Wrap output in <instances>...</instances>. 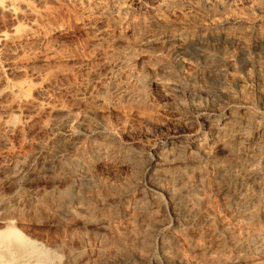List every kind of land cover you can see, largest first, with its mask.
Listing matches in <instances>:
<instances>
[{
	"label": "rangeland",
	"instance_id": "1",
	"mask_svg": "<svg viewBox=\"0 0 264 264\" xmlns=\"http://www.w3.org/2000/svg\"><path fill=\"white\" fill-rule=\"evenodd\" d=\"M3 1H12L9 4L15 9L12 16L0 11V34L20 31L26 43L14 44L21 48L0 44V120L22 124L21 134L8 136L5 145L0 140V204L5 202L13 208L11 216L17 230L49 252L54 262L51 264H120L124 260L125 264L259 263L250 251L243 254L236 250L233 240L260 234L264 222L245 223L247 216L237 214L231 205L233 192L246 186V180L234 173L241 165L248 167L255 179L247 186L248 193L260 198L264 206V149H260L262 155H255L258 145H251L254 150L246 143L236 148L223 142L222 146L208 145L207 158L192 171L177 166L169 169L171 179L161 182L162 189L176 193L188 187L193 191L181 204L172 205L163 193L153 195L141 207L135 203L140 194L134 185L150 161L148 157L159 146L171 139L183 141L197 136L208 120L227 114L239 119L245 114L251 122L264 126V45L246 53L220 41L195 40V36L207 35L212 22L236 16L249 32L264 34V0H136L124 7L120 0ZM152 18L162 20V25L149 26ZM177 24L182 25L180 31ZM53 29L58 32L49 35ZM179 32L187 37L183 50L169 44L162 48L154 45L147 57H134L143 49L145 38H166ZM169 82L175 88L158 87ZM14 93L18 95L13 103L9 95ZM96 96L102 101L93 108L88 106ZM26 100L40 108L61 105L74 111L65 116L40 114L28 118L23 106ZM12 105L15 108L11 109ZM65 121L80 134L64 150L63 158L70 156L88 165L96 160L90 158L91 149L115 144L117 154L103 157L89 186L74 189L73 195L82 200V211L72 209L76 215L62 216L56 208L69 197L67 190L73 183L65 175L73 163L64 161L61 154L49 156L47 149L62 140L64 130L60 127ZM81 121L85 129L88 127L86 134L75 129ZM112 136L118 137L115 143L110 140ZM40 142L44 144L42 151L35 148ZM122 153L129 156L128 166L121 162ZM180 172L182 177H178ZM150 187L147 185L151 192ZM204 211L211 221L202 218ZM170 235L176 241L173 245L167 242ZM138 256H145L142 263ZM241 256L245 262L239 260Z\"/></svg>",
	"mask_w": 264,
	"mask_h": 264
},
{
	"label": "bare ground",
	"instance_id": "2",
	"mask_svg": "<svg viewBox=\"0 0 264 264\" xmlns=\"http://www.w3.org/2000/svg\"><path fill=\"white\" fill-rule=\"evenodd\" d=\"M7 1V0H6ZM9 1V0H8ZM7 1V2H8ZM79 1V0H78ZM117 1V0H116ZM136 0H120V4L122 7L124 6H128V5H132ZM175 1V0H174ZM261 1V0H260ZM12 1H9V3ZM98 2V1H97ZM141 2V1H140ZM6 3L3 0H0V11L3 12H7L10 14V16L13 15L14 12V5L13 8L11 7L10 4L12 3ZM263 4V3H262ZM146 6V5H145ZM264 6V5H263ZM130 7V6H129ZM128 7V9H129ZM165 7V6H164ZM170 8V7H169ZM125 9V8H124ZM37 10V9H36ZM119 10V9H118ZM16 11V10H15ZM141 11V10H140ZM263 11V10H262ZM124 12V11H123ZM175 12V11H174ZM31 13V12H30ZM225 13V12H224ZM1 14V13H0ZM5 14V13H4ZM42 14V13H41ZM240 14V13H239ZM8 15V14H7ZM15 15V14H14ZM39 15V14H38ZM189 15V14H188ZM214 15V14H213ZM216 15V14H215ZM232 15V14H231ZM44 16V15H43ZM48 16V15H47ZM107 16V15H106ZM119 16V15H118ZM159 16V15H158ZM239 16V15H238ZM155 17V16H154ZM193 17V16H192ZM228 17V16H227ZM34 18V16L32 17ZM36 18V17H35ZM216 19V18H215ZM35 20V19H34ZM143 20V19H141ZM151 20V19H150ZM214 20V19H213ZM225 20V19H223ZM162 21V20H161ZM161 21L158 19H153L152 21L149 22V26L150 25H158L161 24ZM217 21V19H216ZM36 22V21H35ZM182 22V21H181ZM193 22V21H192ZM142 23V22H141ZM194 23V22H193ZM164 24V23H163ZM143 25V24H142ZM146 25H148L146 23ZM162 25V24H161ZM182 25L177 24V29H182L181 27ZM207 26V25H206ZM93 27V26H92ZM146 27V26H145ZM148 27V26H147ZM166 27V26H165ZM173 27V26H172ZM181 27V28H180ZM143 28V27H142ZM157 28V26H156ZM249 28V27H248ZM244 23L242 22V20L240 18L236 17H228L224 22H212L211 27H209L208 29V33L207 35H202V36H195V40L198 42H204V41H211V42H223L226 43L230 46H234V47H238L239 49H241L243 52L249 51V49L254 48L258 45H264V34L259 33V34H253L251 32H249L248 29ZM124 29V28H123ZM144 30V29H143ZM121 31V30H120ZM2 32V31H1ZM7 32V31H6ZM56 32H58L57 30H51L49 32V35H53ZM146 32V31H145ZM150 32V31H149ZM8 33V32H7ZM7 33H3L0 34V44L1 47H9V45H14V44H20V45H24L25 41L22 42V37H24L23 35H19V32H13V34L8 35ZM184 33V32H183ZM183 33H178L176 35H171L169 37H164V38H158V37H152L151 39H146L144 40V44H143V49H140L138 51H136L134 53V57L136 56H146L147 57V51L148 49H150L152 46L157 45L160 46L161 48L164 47L166 44L172 45L175 50L181 51L184 48L185 45V41L186 38ZM137 33H135L136 35ZM85 35V34H84ZM143 35V34H142ZM194 35V34H193ZM149 36V35H148ZM39 37V36H38ZM102 37V36H101ZM137 37V36H136ZM141 37V36H140ZM113 38V37H112ZM29 39V38H28ZM25 40V39H24ZM39 40V38H38ZM192 40V39H191ZM27 41V40H26ZM32 41V40H31ZM28 42V41H27ZM34 42V41H33ZM140 42V41H139ZM29 43V42H28ZM193 43V41H192ZM205 43V42H204ZM26 44V43H25ZM42 44V43H41ZM14 46H18L19 45H14ZM26 46V45H25ZM29 46V45H28ZM171 46V47H172ZM188 46V45H187ZM7 47V48H8ZM15 47V48H16ZM69 47V46H68ZM155 47V46H154ZM34 48V47H33ZM132 48V47H131ZM4 49V48H3ZM138 49V48H137ZM260 49V48H259ZM29 50V49H28ZM152 50V49H151ZM6 51V50H5ZM21 51V50H20ZM186 51V50H185ZM235 51V50H234ZM3 52V51H2ZM25 52V51H23ZM179 54V53H178ZM66 55V54H65ZM208 55V54H207ZM34 57H36L35 55H33ZM59 56V55H58ZM77 56V55H76ZM2 57V56H1ZM27 57V56H26ZM32 57V56H31ZM51 57V56H50ZM43 58V57H42ZM41 58V59H42ZM45 58V57H44ZM79 58V57H78ZM9 59V58H8ZM14 59V57H13ZM16 59V57H15ZM28 59V58H27ZM34 59V58H33ZM37 59V58H36ZM46 59V58H45ZM75 59V58H74ZM148 59V58H147ZM20 60V59H19ZM23 60V59H22ZM29 60V59H28ZM68 60V59H67ZM81 59H78V61H80ZM86 60V59H85ZM202 60V59H201ZM24 61V60H23ZM25 61H27L25 59ZM47 61V60H45ZM82 61V60H81ZM80 61V62H81ZM87 61V60H86ZM146 61V60H144ZM29 62V61H28ZM31 62V61H30ZM36 62V61H35ZM48 62V61H47ZM16 63V62H15ZM24 63V62H23ZM22 63V64H23ZM34 63V62H33ZM45 64L48 65V63L44 62ZM53 63V62H51ZM70 63V62H68ZM249 63V62H248ZM57 64V63H56ZM81 64V63H80ZM82 64H84L82 62ZM87 64V62L85 63ZM17 65V64H16ZM20 65V64H19ZM30 65V64H29ZM116 65V64H115ZM18 66V65H17ZM21 66V65H20ZM62 66V65H61ZM11 67V66H10ZM26 67V66H25ZM28 67V64H27ZM126 67V66H125ZM124 67V68H125ZM16 68V67H15ZM169 68V67H168ZM109 69V68H108ZM120 70V69H119ZM140 70V69H139ZM34 72V71H33ZM31 72V73H33ZM36 72V71H35ZM138 72V70H137ZM20 73V72H19ZM17 73V74H19ZM135 73V72H134ZM14 74V73H13ZM16 74V75H17ZM24 74V73H23ZM55 74V73H54ZM137 74V73H136ZM135 74V75H136ZM1 75V74H0ZM15 75V74H14ZM36 75V74H35ZM142 75V74H141ZM140 75V76H141ZM139 76V75H138ZM147 76H149L147 74ZM186 76V75H185ZM23 77V76H22ZM65 77V76H64ZM69 77V76H68ZM19 78V77H18ZM134 78V77H133ZM47 79V77H46ZM137 79V78H136ZM140 79V78H139ZM143 79V78H141ZM63 80V79H62ZM131 80V79H130ZM144 80V79H143ZM143 80H138L137 82H139V85L143 84ZM120 81V80H119ZM183 82V81H182ZM50 83V82H49ZM167 83V82H166ZM4 84V83H2ZM7 84V83H5ZM4 84V85H5ZM117 84V83H116ZM182 84V83H181ZM184 84V83H183ZM138 85V83H137ZM138 85V86H139ZM177 85V84H176ZM3 86V85H2ZM19 86V85H18ZM25 85H22V87ZM49 86V85H47ZM132 86V85H131ZM158 86V85H157ZM26 87V86H25ZM116 89L118 90L117 86H115ZM135 87V86H133ZM145 87V86H144ZM161 89H170V88H175L173 85H170V82L168 84L165 85H160L158 86ZM17 88V86H16ZM20 88V87H19ZM140 88V87H139ZM142 88V87H141ZM124 89V88H123ZM14 90V89H13ZM18 90V88H17ZM27 90V89H26ZM29 90V88H28ZM31 90V88H30ZM45 90V89H44ZM47 90V89H46ZM103 90V89H102ZM23 91V90H22ZM140 91V90H139ZM11 92V90H10ZM15 92V91H14ZM21 92V91H20ZM25 92V90L23 91ZM28 92V91H27ZM30 92V91H29ZM28 92V94H29ZM104 92V90H103ZM123 92H125L123 90ZM127 92V90H126ZM137 92V91H136ZM145 92V91H143ZM9 93V91H8ZM17 93V91H16ZM19 93V92H18ZM94 93V92H93ZM118 93V92H117ZM27 94V95H28ZM127 94V93H125ZM133 94V93H132ZM144 94V93H143ZM191 94V93H190ZM14 94L9 95V99H12V102H15L16 98V94L14 97ZM103 95V94H102ZM101 95V97H102ZM130 95V94H129ZM7 96V94H6ZM21 96V95H20ZM19 96V97H20ZM44 96V95H43ZM122 96V95H121ZM18 97V96H17ZM28 97V96H27ZM26 97V98H27ZM97 97V96H96ZM120 97V96H119ZM123 97V96H122ZM125 97V96H124ZM147 97V96H146ZM164 97V96H163ZM179 97V96H178ZM7 98V97H6ZM5 98V99H6ZM30 98V95H29ZM28 98V99H29ZM33 98V97H32ZM94 98V97H93ZM138 98V97H137ZM136 98V99H137ZM10 99V101H11ZM25 99V97L23 98V100ZM31 99V98H30ZM91 99V98H90ZM103 99V98H101ZM139 99V98H138ZM145 99V98H144ZM20 100V99H19ZM51 100V99H50ZM110 100V99H109ZM9 101V100H8ZM30 101V100H29ZM29 101H24L23 106L26 107V116H28V118H32L34 117V115H40V114H44L46 115H61V116H65L69 113L72 112L73 109L69 108H65V106L61 107V105L58 107H45V108H40L38 106H34L32 105L31 102ZM54 101V100H53ZM102 101V100H101ZM100 98L97 97V99H95V101L92 104H88V106H92V108L94 107L93 105L100 103ZM112 101V100H111ZM142 101V100H140ZM7 102V101H6ZM17 102V101H16ZM20 102V101H19ZM23 102V101H22ZM21 102V103H22ZM33 102V100H32ZM139 102V101H138ZM3 103V102H2ZM20 103V104H21ZM50 103V102H49ZM72 103V102H71ZM103 103V102H102ZM101 103V104H102ZM128 103V102H127ZM133 103V102H132ZM135 103V102H134ZM137 103V102H136ZM140 103V102H139ZM142 103V102H141ZM144 103V102H143ZM5 104V103H4ZM17 104V103H16ZM38 104V103H37ZM100 104V105H101ZM104 104V103H103ZM106 104V103H105ZM104 104V105H105ZM146 104V103H145ZM15 105V104H14ZM30 105L32 107H30ZM40 105V104H39ZM69 105V104H68ZM74 105V104H73ZM84 105V104H83ZM99 105V106H100ZM7 106V105H6ZM10 106V103H9ZM29 106V108H28ZM155 106V105H154ZM2 107V106H1ZM13 107L15 108V106H11V109H13ZM17 107V106H16ZM67 107V106H66ZM75 107V106H74ZM141 107V106H140ZM156 107V106H155ZM10 108V107H9ZM28 108V109H27ZM96 108V107H95ZM129 108V107H128ZM148 108V107H147ZM151 108V107H150ZM158 108V107H157ZM198 108V107H197ZM5 110V108H3ZM19 109V106H18ZM71 109V110H70ZM90 109V108H89ZM142 109V108H141ZM145 109V108H143ZM149 109V108H148ZM146 109V110H148ZM153 109V108H152ZM151 109V110H152ZM177 109V108H176ZM3 110V111H4ZM10 110V109H9ZM76 110V108H75ZM88 110V109H86ZM91 110V109H90ZM95 110V109H93ZM262 110V109H261ZM11 111V110H10ZM17 111V110H16ZM74 111V110H73ZM89 111V110H88ZM87 111V112H88ZM222 111V110H221ZM229 111V110H228ZM264 111V110H263ZM5 112V111H4ZM160 112V111H159ZM188 112V111H187ZM3 113V112H2ZM9 113V112H8ZM224 113V112H223ZM94 114V113H93ZM180 114V113H179ZM88 115V114H87ZM127 115V114H126ZM138 115V114H137ZM144 115V114H143ZM193 115V114H192ZM249 115V114H248ZM73 116V115H72ZM95 116V115H94ZM128 116V115H127ZM15 117V116H13ZM89 117V116H88ZM64 118V117H63ZM69 118V117H68ZM92 118V117H91ZM135 118V117H134ZM25 119V118H24ZM38 119V118H37ZM76 119V118H75ZM74 119V120H75ZM140 119V118H139ZM158 119V118H157ZM1 121V120H0ZM13 121V120H12ZM0 122V140L1 143L3 145L6 144V141L8 136L13 135L15 133H20L21 131V125L18 124V122ZM100 122V121H99ZM130 122V121H129ZM139 122V121H138ZM142 122V121H141ZM258 122V121H257ZM62 123V122H60ZM73 123V122H72ZM89 123V122H88ZM121 123V122H120ZM98 124V123H97ZM104 124V123H103ZM153 124V123H152ZM46 125V124H45ZM57 125V124H56ZM26 126V125H25ZM55 126V125H54ZM75 126V125H74ZM99 126V125H98ZM123 126V125H122ZM47 127V126H45ZM100 127V126H99ZM183 127V126H182ZM51 128V127H49ZM64 130V134H63V138L61 141L58 142L57 145H52L53 147H49L47 149V153L48 155H53V157L55 155H59L61 154V157L64 161H67L68 163H73L72 168H70L67 172L65 177L68 179H70L73 183V185L71 187H69L68 191V199H64V201L62 203H59L57 205L56 211L58 214L60 215H68V214H73L76 215V213H74L75 211H72V209H76V210H80L82 211L80 208L82 206V200L79 197H75L74 194V189L78 186L81 187L82 185L85 187L89 186V184H91V182L94 181V179L96 178V166L101 164V160L103 159V157L105 156H115L116 153V149L114 148L116 146H112L106 149H100V148H95L90 150V158H95V161L90 162L88 165H85L82 162L79 161H73V158L69 157H65L66 155H64L63 158V153L64 150L73 143V140L75 141V139L77 140V138H79V134L75 131H73L74 128L71 127L70 122L65 121L63 123V125H61V127ZM88 128V127H87ZM86 128V129H87ZM119 128V127H118ZM189 128V127H188ZM52 129V128H51ZM50 129V130H51ZM75 129L82 130L83 133H85L84 130H86L84 128L83 125V121H81L80 123H78L77 127H75ZM102 129V127H101ZM88 130V129H87ZM201 132L197 135V136H191V137H186L185 139H183V141H176L174 139H171L169 141H166L163 143L162 146H159L156 151H154L152 153V155L148 158H150V161H147L148 163H146V168L144 169V171L142 173H140L141 175H137L139 177V182H137L136 180V185H134V189L135 192L137 191L138 193V198L137 201L135 202L137 205L139 206H143L144 203H146V201L153 199V195H161V194H166V196H168V198L170 199V202L173 204H181L182 200L185 197H188L190 194H192L191 190H189L188 187H184L181 188L180 190L176 191V193H172V189L171 191H165L164 189L161 188V182L162 181H167L169 179H171V176L167 174V171L171 168H175L176 166L179 168L181 167L182 169H186V170H193L195 166L199 165V162L206 159L208 154L205 151V147L208 145H212V146H218L220 145L219 143L223 142L225 145H231L233 147H235L236 145L240 146L242 145L241 143H246L247 147L248 145H258V148L256 150L253 149V147H251L255 152V155H260L261 148L264 149V126L259 125L255 122H251L250 119L248 118L247 115H243L237 119V116H232L231 114H227V115H221L220 117L216 118V119H212V120H208L207 122H205V124H203V128L200 129ZM46 131V130H45ZM105 131V130H104ZM88 132V131H87ZM91 132V131H90ZM103 132V131H102ZM107 132V131H106ZM58 133V131H57ZM78 135H77V134ZM93 133V132H92ZM91 133V134H92ZM118 133V132H117ZM121 133V132H120ZM185 133V132H184ZM21 134V133H20ZM86 134V133H85ZM88 134V133H87ZM90 134V135H91ZM16 135V134H15ZM89 135V136H90ZM103 135V134H102ZM115 135V134H113ZM20 136V135H19ZM88 136V135H87ZM86 136V138H88ZM108 137V135H107ZM20 138V137H19ZM18 138V139H19ZM83 138V137H82ZM81 138V139H82ZM90 138V137H89ZM94 138V137H93ZM93 138H91L93 140ZM118 137H114L112 136V138L110 139L111 141H115ZM80 139V140H81ZM103 139V137H102ZM10 140V139H9ZM58 140V139H57ZM118 140V139H117ZM86 141V140H85ZM109 140H106V142ZM79 142V141H77ZM95 142V141H94ZM8 143V142H7ZM109 143V142H108ZM111 143V142H110ZM109 143V145H110ZM115 143V142H114ZM118 143V142H117ZM223 143H221V146L223 145ZM1 144V145H2ZM83 145V144H82ZM90 145V144H89ZM114 145V144H113ZM224 145V146H225ZM84 146V145H83ZM93 146V145H92ZM168 146H170L171 148H168ZM30 147V146H29ZM32 147V146H31ZM79 147V146H78ZM36 149H39L38 151H40L41 149L44 148V144H42V142L40 143H36ZM90 148V147H89ZM92 148V147H91ZM123 148V147H122ZM217 148V147H216ZM236 148V147H235ZM249 148V147H248ZM247 148V149H248ZM249 148V149H251ZM46 150V149H44ZM229 150V149H228ZM246 150V149H245ZM42 151V150H41ZM121 151V150H120ZM119 151V152H120ZM124 151V150H123ZM129 151V150H127ZM211 151V150H209ZM231 151V150H230ZM229 151V152H230ZM243 151V150H242ZM46 152V151H45ZM131 152V151H130ZM217 152V151H216ZM253 152V151H252ZM209 153V152H208ZM76 154V153H75ZM123 154V153H122ZM130 154V153H129ZM254 154V153H253ZM47 155V154H46ZM49 155V156H50ZM82 155V154H81ZM127 154H123L120 155L119 157L121 158V162L122 163H126L127 166L130 162L129 156L128 158L126 157ZM210 155V154H209ZM262 155V154H261ZM25 156V155H24ZM79 156V155H77ZM141 156V155H140ZM21 157V156H19ZM59 157V156H58ZM143 157V156H142ZM255 157V156H254ZM22 158V157H21ZM20 158V159H21ZM49 158V157H48ZM55 158V157H54ZM136 159V157H134ZM141 158V157H140ZM138 158V159H140ZM210 158V156L208 157ZM252 158V157H250ZM75 159V158H74ZM82 159V158H81ZM132 159V158H131ZM133 159V160H135ZM142 159V158H141ZM228 160L230 158H227ZM249 159V158H248ZM144 160V159H143ZM149 160V159H148ZM219 160V159H218ZM89 161V160H88ZM62 162V161H61ZM135 162V161H134ZM140 162V161H139ZM139 162H135L139 163ZM144 164L145 163H141ZM246 164V163H245ZM62 165V164H61ZM70 165V164H69ZM140 165V164H139ZM63 166V165H62ZM131 166V165H130ZM204 166V165H203ZM135 167V166H134ZM145 167V166H144ZM176 167V168H177ZM198 167V166H197ZM131 168H133V166H131ZM130 168V169H131ZM140 168V167H139ZM177 168V169H178ZM236 168V167H235ZM99 169V168H98ZM142 169V168H141ZM159 169H164L163 173L161 172V174L157 173V171H159ZM176 169V170H177ZM181 169V170H182ZM236 169H239L238 171L236 170V172H234L235 174H237V176L239 175L240 178H243L242 180L244 181V179L246 180V186L243 189L238 188V190L236 191H231L233 192L232 194V198H231V205L234 208L235 212L237 214H243L245 219V223H252L255 221H263L264 222V206L262 205V203L260 202V198H258L255 195H251L248 193V185H253L255 182L253 173H251V171H249L248 167H242L240 165V167H237ZM27 170V168L25 169ZM128 170V168H127ZM133 170V169H132ZM131 170V171H132ZM235 170V169H234ZM63 171V170H62ZM134 171V170H133ZM136 171V170H135ZM138 171V170H137ZM140 171V170H139ZM170 171V170H169ZM180 171V169L178 170ZM205 171V170H204ZM220 171V170H219ZM173 172V171H172ZM184 172V171H183ZM183 172H180L181 175H178V177H182L183 176ZM218 172V171H217ZM11 173V172H10ZM24 173V172H23ZM137 173V172H135ZM135 173H133L134 175H136ZM170 173V172H169ZM175 173V172H174ZM233 173V172H232ZM25 174V173H24ZM23 174V175H24ZM30 174V173H29ZM126 174V173H125ZM139 174V173H137ZM173 174V173H171ZM223 174V173H222ZM231 174V173H230ZM14 175V174H13ZM28 175V174H27ZM203 175V174H202ZM219 175V174H218ZM234 175V174H233ZM60 176V175H59ZM136 176V177H137ZM225 176V175H224ZM177 177V176H176ZM238 177V178H239ZM59 178V177H58ZM65 178V179H66ZM226 178V177H225ZM231 178V177H229ZM232 178H235L234 176H232ZM180 179V178H179ZM18 180V179H17ZM63 180V179H62ZM133 180V179H132ZM218 180V179H217ZM19 181V180H18ZM70 181V182H71ZM172 181V180H171ZM185 181V180H184ZM221 181V180H220ZM129 182V181H128ZM132 182V181H131ZM229 182V181H228ZM237 182V181H236ZM257 182V181H256ZM68 183V182H67ZM95 183V182H94ZM179 183V182H177ZM182 183L184 184V182L182 181ZM96 184V183H95ZM196 184V183H194ZM67 185V184H66ZM133 185V184H132ZM147 185H150L152 191L150 192V190H148ZM69 186V185H68ZM82 186V187H83ZM102 186V185H101ZM130 186V185H129ZM180 186H182L180 184ZM258 186V185H257ZM112 187V186H111ZM171 187V186H170ZM173 187V186H172ZM103 188V187H102ZM176 189V187H175ZM92 191V190H91ZM174 191V190H173ZM256 192V191H255ZM123 193V192H122ZM127 193V192H126ZM196 193V192H195ZM198 193V192H197ZM106 195V194H105ZM199 195V194H198ZM62 196V195H61ZM125 196V195H124ZM193 196V195H192ZM64 197H66L64 195ZM191 197V196H190ZM197 197V196H196ZM61 198V197H60ZM109 198V197H108ZM7 200V199H6ZM155 200V199H154ZM186 201V199H184ZM196 200V199H195ZM199 200V199H198ZM135 201V200H134ZM184 201V202H185ZM192 201V200H191ZM154 202V201H152ZM193 202V201H192ZM190 202V203H192ZM196 202V201H195ZM17 203V202H16ZM186 203V202H185ZM205 203V202H204ZM134 204V203H133ZM203 205V204H202ZM56 206V205H55ZM17 207V206H16ZM172 207V206H171ZM21 208V207H20ZM23 208V207H22ZM145 208V207H144ZM174 208V207H173ZM205 208V207H204ZM15 209V208H14ZM185 209V208H184ZM188 209V208H187ZM13 210V208L11 206H9V204H5V202L0 204V222L3 224V229L0 230V264H51L54 263L52 262V255L47 252L46 250H44L42 248V246H39L36 244V242H32V240H28L27 238H25L16 228L15 225V221L12 218L13 216H11V211ZM18 210V209H17ZM16 210V211H17ZM163 210V209H162ZM20 211V210H19ZM55 211V210H54ZM176 211V210H175ZM188 211V210H187ZM203 211V210H202ZM77 212V211H76ZM177 212V211H176ZM184 213V212H183ZM174 214V213H173ZM177 214V213H176ZM186 214V213H185ZM193 215V214H192ZM232 215V214H231ZM205 219V222H209L211 221L210 215L208 213V211H204L203 215H202ZM178 218V217H177ZM179 219V218H178ZM181 221V220H179ZM182 222V221H181ZM243 222V221H242ZM190 223V222H189ZM196 223V222H195ZM201 223V222H200ZM186 224V223H185ZM190 225V224H189ZM197 225V224H196ZM165 228V227H164ZM157 229V228H156ZM163 229V228H162ZM214 230V229H213ZM158 231V230H157ZM228 232V231H227ZM145 234V233H144ZM154 234V233H153ZM166 234V233H165ZM173 236V235H172ZM171 235L167 237V242L170 245L175 244L174 242V238ZM149 237V236H148ZM229 238V237H228ZM122 244V243H121ZM233 244H234V248L236 250H238L240 253L245 254L246 252L252 253L253 255L257 256L260 260L259 263L257 264H264V230L260 233V234H252L250 236L247 237H238L236 239L233 240ZM167 245V244H166ZM121 246V245H120ZM134 249V248H133ZM136 249V248H135ZM134 249V250H135ZM131 251V250H129ZM139 251V250H138ZM140 252V251H139ZM164 252V251H163ZM131 253V252H130ZM134 253V251H133ZM165 253V252H164ZM166 254V253H165ZM142 255V254H141ZM135 256H137L135 254ZM147 256V255H146ZM139 257V256H138ZM145 258V256H142ZM142 257H139L137 259L140 260V262L142 263L143 259ZM164 259V258H163ZM179 259V257H178ZM122 260V259H120ZM138 260V261H139ZM148 260V259H146ZM185 260V259H184ZM239 260L241 262H245L246 259L244 256L239 257ZM125 261V260H124ZM124 261H119L120 264H125ZM150 261V260H149ZM167 261H171L170 259H167ZM139 262V263H140ZM177 263V262H176ZM144 264V263H142ZM172 264V263H169Z\"/></svg>",
	"mask_w": 264,
	"mask_h": 264
}]
</instances>
